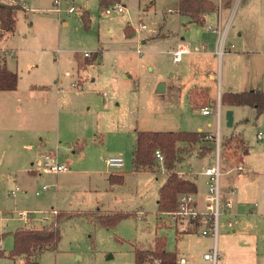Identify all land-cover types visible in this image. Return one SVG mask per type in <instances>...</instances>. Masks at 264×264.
Masks as SVG:
<instances>
[{"label":"rangeland","instance_id":"374dc122","mask_svg":"<svg viewBox=\"0 0 264 264\" xmlns=\"http://www.w3.org/2000/svg\"><path fill=\"white\" fill-rule=\"evenodd\" d=\"M211 1L218 10L232 7L222 24L218 10L202 25L189 22L177 10L179 0H120L126 11L111 14L106 9L116 2L101 7L100 0H61L60 17L54 0H36L21 5L14 31L0 30V49L16 54L2 53L1 59L19 75L17 89L0 95V252L6 254L0 264H16L8 255L18 228L50 227L59 214L64 215L58 221L61 240L56 249L39 254V264H136V250L154 249L159 238L167 250L184 255L186 264H212L203 258L209 248L202 241L208 237L182 236L180 225L159 210V189L169 173L161 172L155 156L153 169L133 165L138 131L200 128L204 135L221 134L223 189L236 187L235 230L222 215L216 264H264V139L257 137L264 132V111L258 115L253 106H235L232 127L225 118L231 108L221 107L220 121L216 111L219 92L264 91V4L245 16V0ZM71 6L77 11L69 13ZM140 23L146 28L139 30ZM224 42L235 48L223 62ZM179 43L192 51L174 62ZM86 52L91 57L85 58ZM96 52L97 58L85 64ZM202 85L212 99L209 115L201 110L208 102L200 107L191 100ZM23 131L31 136L19 138ZM206 136L190 146L180 144L187 150L175 169L186 174L183 178L195 174L199 191L205 188L202 172L216 163V142ZM37 150L57 151L58 161L70 170L40 174ZM111 156H122L124 166L108 167ZM239 162L244 171H236ZM117 172L123 178L113 182L110 176ZM23 173L30 177L26 185ZM44 185L50 190L37 195ZM16 186L23 190L8 195ZM21 211L29 213V226L18 219ZM113 213L128 215L110 227L97 222L99 215Z\"/></svg>","mask_w":264,"mask_h":264},{"label":"trees","instance_id":"16d2710c","mask_svg":"<svg viewBox=\"0 0 264 264\" xmlns=\"http://www.w3.org/2000/svg\"><path fill=\"white\" fill-rule=\"evenodd\" d=\"M114 2H120V0H100V6L107 7ZM20 9H22L21 4L0 0V28L8 32L14 31L17 23V12ZM217 10L218 7L211 0H179L178 12L188 17L189 22L200 25L204 24L206 15ZM84 17L86 25H88L90 21L88 12ZM98 54L96 52L93 58L87 61L84 60L85 64L95 60ZM18 81V73L10 70L5 60L1 61L0 59V90H15L18 86ZM202 98L204 99L203 102L199 103L196 101L197 98L195 95H193V105H206L208 102L206 96L203 95ZM221 103L229 106H253L256 108L257 114L260 115L264 111V92L255 90L242 92L227 91L221 94ZM205 135L201 131H138L136 133V146L133 151V165L135 170L153 169L154 153L156 150L160 149L165 155V165L169 171V175L159 189V210L176 209L178 206V195L182 192H197L196 183L191 179L179 176L175 169L177 161L181 158L179 156L180 153L187 150V146L183 147L180 144L187 143L189 146L193 145ZM247 153L248 148L246 147L244 154ZM116 177H118V180H121L123 175L113 174L110 176V180L114 182ZM127 215V213L99 215L97 222L110 227L116 225ZM62 217L64 215L59 214L56 217L57 224H53L50 227L18 228L14 232V248L8 256L15 258L24 255L26 259L25 264H39L38 256L41 252L58 247L61 240L58 221ZM5 255L4 251L0 252V256ZM149 259L157 260L158 264H178L179 257L177 252L166 249L165 239L159 238L154 249L136 250L135 252L136 264H145Z\"/></svg>","mask_w":264,"mask_h":264},{"label":"built area","instance_id":"2783aa9c","mask_svg":"<svg viewBox=\"0 0 264 264\" xmlns=\"http://www.w3.org/2000/svg\"><path fill=\"white\" fill-rule=\"evenodd\" d=\"M4 2L9 3H18L26 6L31 2L36 0H2ZM54 8L53 11L58 14L60 17L62 12L64 11L61 0H54L53 2ZM69 13H74L77 11L75 6H71L68 10ZM126 7L121 2H116L112 6L106 9L107 14H111L113 12L120 13L125 12ZM1 23V22H0ZM146 28L145 23H140L138 29L142 30ZM210 29L215 30L213 26L209 27ZM224 49L222 52L224 53L228 49L226 46H223ZM195 50H200V47H195ZM192 48L190 45L186 43H181L178 47L172 52L173 61L180 62L183 56L187 53H190ZM2 53L5 56H14L15 52L11 49L5 48L0 49V59L2 57ZM141 53V51H139ZM85 58L91 57V54L86 52L84 54ZM3 58V57H2ZM73 85L80 87V83H74ZM106 95V93H104ZM212 102L208 106L202 107V113L204 115L211 114L212 112ZM217 115L218 120L221 118V102L219 96V102L217 106ZM257 137L259 140L264 139V132H258ZM208 140H214L216 142V163L210 167H207L202 174H205L208 177L207 180V193L204 196L203 200H200L197 197L196 192H182L178 195V206L173 210H166V214L168 215V219L173 225H180V227L185 224H190L194 229H198L199 233L204 237H211L213 242L207 252L204 253L203 257L206 260H209L212 264H216L218 259L221 257V253L219 250L218 238L220 233V218L222 215H234V207H235V196H236V188L230 187L228 190L223 189L222 185V166H221V149H222V137L218 132L217 134H209L206 136ZM155 160L159 163L162 173L167 172V168L165 165V155L164 153L158 149L154 153ZM106 164L110 168H119L124 166V158L122 156H111L106 159ZM235 169L238 171L244 170V166L242 162H239ZM70 167L61 164L58 161V152L57 151H48L43 156V166L40 169L41 172H54L60 173L69 171ZM167 170V171H166ZM179 176L185 177V173L177 172ZM191 177H194L195 174H191ZM187 177V176H186ZM20 187L16 186L14 189L8 191L10 196H16ZM49 190L48 185H44L40 190L36 191V194L39 195L43 191ZM52 213L54 215L58 214L57 210H53ZM18 219L24 222L26 225L32 222L30 219V215L26 211H21L18 213ZM49 218H44L42 222H47ZM227 226L230 230H234V222L231 219L227 220ZM186 263L185 257H180L178 260V264Z\"/></svg>","mask_w":264,"mask_h":264},{"label":"crops","instance_id":"0c3cea01","mask_svg":"<svg viewBox=\"0 0 264 264\" xmlns=\"http://www.w3.org/2000/svg\"><path fill=\"white\" fill-rule=\"evenodd\" d=\"M244 4H245V7H246V13H245V16L246 15H249V13H252V12H258V10L260 9V8H262V4H264V1L263 0H245L244 1ZM178 7H179V2H178ZM178 7H177V10H178ZM232 7H230V6H223V5H221L220 7H219V10H218V17H219V22H220V24H222L221 23V20L223 21L224 19V17L226 18L227 16H228V13H229V10L231 9ZM213 13L214 12H212V13H210V14H208V15H206V19L208 18V17H210L211 15H213ZM206 21V20H205ZM64 24H66V23H64ZM0 30H3V29H0ZM6 32H8V31H6ZM127 35V34H126ZM136 35V30H134V31H132L131 32V35L129 36V37H131V36H135ZM244 35V32L243 31H240L239 30V33H238V37H242ZM140 36V35H139ZM6 38V37H5ZM142 42L143 43H145L146 42V39H142ZM180 44V43H179ZM178 44V45H179ZM224 46H226V48L228 49L227 51H225L224 53H223V62H224V57H225V55L228 53V52H232L233 50H234V48H235V45L234 44H229V43H227V42H224ZM178 47V46H177ZM195 47H200V46H195ZM80 59V58H79ZM1 61H2V59H1ZM80 62H82L81 60H80ZM11 70V69H10ZM213 80L214 79H216V74H214V73H210V75H209ZM17 89V88H16ZM203 90H206V91H203ZM10 91H14V90H0V95H3V94H1V93H6V92H10ZM194 93H195V91H197L196 93H197V96H196V98H197V102H203V95H205L206 96V100H208V104H210V102H211V97H210V92H209V87H207V86H199V87H197V88H195L194 90ZM192 91V92H193ZM200 91H202V92H200ZM257 91H260V90H258L257 89ZM200 92V93H199ZM261 92H264V91H261ZM191 96H192V93H191ZM219 96H221V93L219 92ZM191 100H192V98H191ZM222 106H224L222 103H221V107ZM226 108L227 109H229V108H231L232 110H233V114H234V122H235V106H229V105H226ZM209 115V114H208ZM234 122H233V124H234ZM47 125V124H46ZM45 125V126H46ZM44 126V127H45ZM43 127V128H44ZM42 128V129H43ZM41 129V130H42ZM199 131H202L201 130V128L199 129ZM208 134H210V133H208ZM208 134H206V135H208ZM1 136V135H0ZM31 136V133L30 132H26V131H23L22 132V134H20L19 135V138H21V139H24V138H29ZM42 140H43V138H42ZM201 150H203V148L201 149ZM46 152L44 151V150H37L36 151V160L37 161H39V162H43V156H44V154H45ZM59 158V157H58ZM34 162H32V164H33ZM242 164H243V162H242ZM42 165V164H41ZM243 166H244V164H243ZM39 167H40V165H39ZM28 168V169H27ZM27 168H25L24 170H27L28 172H30V173H32V174H35V173H37V170L35 169V168H29V167H27ZM41 169V168H40ZM39 169V170H40ZM244 170H245V166H244ZM244 170H242V171H244ZM236 171H238V170H236ZM65 172H68V171H65ZM240 172V171H239ZM39 173L40 174H42V172L41 171H39ZM61 173V172H60ZM118 173V172H117ZM17 175L18 174H16V179H17ZM114 175H121V172L120 173H118V174H114ZM205 177H206V179H205V188L202 190V191H199L200 190V184H199V182H198V180L195 178V177H191L190 179L192 180V181H194L195 183H196V185H197V192H196V194H197V197L200 199V200H203L204 199V196H205V194L207 193V180H208V177L205 175V174H203ZM168 177V176H167ZM167 177H166V179H167ZM252 177L254 178L255 177V175H252ZM20 178H22V181L24 182L23 184H25V182H27V181H30V177L29 176H27L26 174H21L20 175ZM4 179H6V176H4ZM166 179H165V181H166ZM26 185V184H25ZM163 185V184H162ZM161 185V186H162ZM20 187V186H19ZM236 188V187H235ZM14 189V188H13ZM23 190V188L22 187H20V189H19V191L17 192V195L19 194V192L20 191H22ZM40 190V189H39ZM49 190H50V186H49ZM49 190H46V191H43L42 193H44V192H47V191H49ZM41 193V194H42ZM41 194H39V195H41ZM9 195V194H8ZM16 195V196H17ZM15 197V196H14ZM236 210V204H235V207H234V212H235V214L234 215H227V218L228 219H231L233 222H234V218L236 217V215H237V212L235 211ZM227 223V222H226ZM228 227V226H227ZM229 229V228H228ZM234 230H235V222H234ZM180 233H181V235L182 236H185V235H187V234H191V233H195V234H199L200 235V233L198 232V230H196V229H194L190 224H185L184 226H182L181 228H180ZM204 237V236H203ZM1 238V237H0ZM209 239H212L211 237H208ZM208 238H203L204 240L202 241L203 242V247H208V248H210V246H211V244H212V242L211 243H209V241H208ZM1 243H2V241H0V250H3V247H2V245H1ZM205 252H207V251H205ZM204 252V253H205ZM204 255V254H203ZM180 257H185L184 255L183 256H180ZM179 257V258H180ZM38 258H39V256H38ZM186 258V257H185ZM204 258V257H203ZM13 259H15V262H16V264H25V261H26V259H25V256L24 255H22V256H17V257H15V258H13ZM39 260V259H38ZM206 260V259H205ZM156 262H157V264H158V261L157 260H155ZM207 261H209V260H207ZM18 262V263H17ZM186 263H187V258H186ZM186 263H184V264H186Z\"/></svg>","mask_w":264,"mask_h":264},{"label":"water","instance_id":"95a60500","mask_svg":"<svg viewBox=\"0 0 264 264\" xmlns=\"http://www.w3.org/2000/svg\"><path fill=\"white\" fill-rule=\"evenodd\" d=\"M163 90H164L163 86L161 88H159V91H163ZM225 118H226V121H227V126L232 127L233 126V122H234L233 110H231V109L228 110L226 112Z\"/></svg>","mask_w":264,"mask_h":264}]
</instances>
